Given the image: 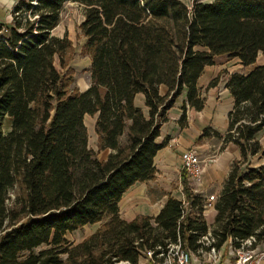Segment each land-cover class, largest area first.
<instances>
[{
    "label": "trees",
    "instance_id": "1",
    "mask_svg": "<svg viewBox=\"0 0 264 264\" xmlns=\"http://www.w3.org/2000/svg\"><path fill=\"white\" fill-rule=\"evenodd\" d=\"M69 1L83 11L79 29L90 60L84 92L72 86L73 71L67 69L71 42L52 34ZM259 53L264 0L19 1L11 22L0 24V264H111L112 258L137 263L142 250L174 240L178 200L168 197L156 217L130 222L120 218L119 202L132 185L154 177L153 160L162 148L156 139L168 111L183 92L189 107L200 111L198 78L224 55L250 69L226 76L233 108L224 142L238 147L240 159L214 204L212 233L217 247L253 236L254 247L264 248V162L251 166L254 159L264 161ZM138 94L145 109L134 103ZM182 111L180 123L185 105ZM86 115L96 116V152L88 146ZM6 117L11 124L4 133ZM104 150L110 152L100 160ZM181 184L196 212L180 233L195 250L207 231L203 201L192 196L184 173ZM101 222L77 245L66 239Z\"/></svg>",
    "mask_w": 264,
    "mask_h": 264
},
{
    "label": "crops",
    "instance_id": "2",
    "mask_svg": "<svg viewBox=\"0 0 264 264\" xmlns=\"http://www.w3.org/2000/svg\"><path fill=\"white\" fill-rule=\"evenodd\" d=\"M19 1L21 0H0V24H9L11 22V11ZM222 57L218 56L215 58L214 64L205 67L198 78V87L207 88L206 93L202 96L204 99L203 108L200 111L191 109L186 103L185 92H183L168 111L167 121L162 124L160 134L156 139V143L162 144V148L156 153L153 160L155 168L154 177L145 182L135 183L123 194L119 202V215L122 220L130 222L139 216L154 218L159 214L168 197L175 198L179 202L187 198L181 184L182 169L180 156L187 150H194L200 160L201 153L207 152V143L203 142V140L201 141L202 137L216 138L219 141L218 148L220 152L215 160H209L202 166L204 170L201 185L197 187L199 190L198 194L203 202L209 195H214L217 200L233 161L240 159L238 147L230 142H224V136L229 125L228 114L233 108V99L226 89L225 83L226 76L234 72L225 71L226 74L221 76L218 84L208 88L209 82L224 69V67L218 64L219 58ZM225 57L229 61L235 60L239 64L237 59ZM263 64L257 63L256 59L255 65ZM88 87L85 89L79 88V91L84 92ZM161 92L164 93L165 88L161 87ZM134 103L137 107L145 109L142 94L136 95ZM184 105L185 120L180 123L179 119ZM10 124V119L6 117L3 123L4 133L9 132ZM204 131H207L206 136H203ZM109 152V150L100 151L98 158L104 160ZM263 162L258 161L257 165L251 164V166L257 167ZM187 186L189 190L193 187L191 185L189 187L188 181ZM214 204L213 208L203 213V219L210 228L213 226L216 214ZM195 212L196 210H194L193 214ZM85 227L87 226L83 228ZM76 231L68 233L66 239L69 240L68 236ZM263 250V247H256L257 252H262ZM192 264L200 263L193 259ZM259 264H264V259Z\"/></svg>",
    "mask_w": 264,
    "mask_h": 264
},
{
    "label": "built area",
    "instance_id": "3",
    "mask_svg": "<svg viewBox=\"0 0 264 264\" xmlns=\"http://www.w3.org/2000/svg\"><path fill=\"white\" fill-rule=\"evenodd\" d=\"M180 160L181 169L187 178L189 187L193 186L190 188L192 196H199L197 187L201 185L204 169L196 151L183 152ZM215 202L216 197L209 195L201 205L202 213L213 208ZM180 203V216L176 222L174 240L167 239L163 245L157 244L153 248L142 250L137 263L112 258L111 264H192L193 259L199 261L200 264H259L264 259V250L256 251L253 236L245 240L227 241L223 246L217 247L218 238L213 235L212 228L208 226L206 233L197 238L196 249H188L180 231L186 220L193 215L194 209L187 198L181 200ZM189 233L195 234L192 231Z\"/></svg>",
    "mask_w": 264,
    "mask_h": 264
},
{
    "label": "rangeland",
    "instance_id": "4",
    "mask_svg": "<svg viewBox=\"0 0 264 264\" xmlns=\"http://www.w3.org/2000/svg\"><path fill=\"white\" fill-rule=\"evenodd\" d=\"M82 21H83L82 6L77 1H69L68 3L65 4L61 12V21L59 25L52 32L54 36L59 38L66 36L67 39L71 42V51L67 54L66 57V62L68 64L67 69L69 68L73 71L74 84L72 86H75L78 89L79 88L85 89L88 86H90V74H89L90 60L87 55L83 54L82 48L85 43V38L83 37L79 29V25L81 24ZM257 63H264V54L258 55ZM218 64L221 65V67H224L222 71H228V72H239L244 74L250 69V68L241 67L235 60L229 61L225 56L219 58ZM55 65L57 68H59V62L57 58L55 59ZM200 91H201V95L203 96L206 93L207 88H200ZM95 120H96V116L92 117L86 115L84 118V125L86 127L87 136H88V146L89 148L93 149L96 152V134L94 131ZM202 140L203 142L207 143L206 145L207 152L201 153L200 155L201 166L206 164L209 160L210 161L215 160L216 156L220 152L218 148L219 141L216 138L202 137L201 141ZM260 142L264 143V138H261ZM251 164L257 165L258 160L256 159L252 160ZM182 173L184 172L182 171ZM102 225L103 222L95 224L94 226H90V227L87 226L85 228L76 231L73 234H70L68 236L69 243H71V245L73 246L79 244L83 240L93 235ZM44 248L45 247L42 246L39 249L35 250V252ZM65 257H66L65 255L62 256V259H65Z\"/></svg>",
    "mask_w": 264,
    "mask_h": 264
}]
</instances>
